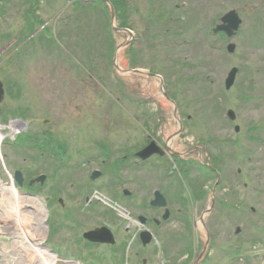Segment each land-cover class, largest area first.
<instances>
[{"label": "rangeland", "instance_id": "374dc122", "mask_svg": "<svg viewBox=\"0 0 264 264\" xmlns=\"http://www.w3.org/2000/svg\"><path fill=\"white\" fill-rule=\"evenodd\" d=\"M27 1L1 3L0 80L5 83L6 95L0 104V112L4 114L0 116V124L17 120L24 123L19 127L26 135L34 133L41 137L50 133L65 145L70 167L65 169L58 164L56 155L48 158L47 149L39 151L29 144L8 152L6 157L7 140H3L0 181L23 194L24 186L19 188L14 178L16 169L23 172L25 180L41 173L50 175L46 185L53 188V193L64 192L63 198L66 192L76 194L66 208L78 211L82 218L76 216L83 226L89 224L87 213L99 216L101 222L103 211H116V219L112 220L115 228H131L124 258L107 259L110 250L102 246L66 250L67 255L78 257L82 264H142V258L148 264L185 261L194 264L206 244L199 264H264V0H125L123 17L119 19L116 14L115 23L125 21L127 25H119L132 31L133 40L121 48L118 63L124 70L132 69L129 59L136 56L126 51L140 48L137 59L145 65L137 68L163 77L165 90L177 102L183 123L182 132L175 138L172 134L178 124L172 104L162 93L159 78L117 72L113 58L111 63L101 60L97 50L93 53L97 73L84 74L75 62L65 59L58 46L38 38L44 31L45 41L57 37L64 17L71 16L72 3L77 0H32V5ZM90 2L96 6L100 0ZM108 9L111 18L109 6ZM231 10L239 14L242 23L229 41L221 30L212 34L211 29ZM30 14L40 20L33 31L35 41L18 51L19 42L27 33L26 20ZM95 30L93 23L91 31ZM112 33L115 50L130 40L128 34ZM163 33L167 34V40ZM151 34L157 38L151 41ZM57 41L63 47L58 37ZM230 43L235 44L233 53L226 49ZM175 65L180 71L178 76L173 73L164 77L159 72ZM234 67L239 71L233 86L227 90L225 79ZM230 110L235 113L234 122L228 117ZM5 116L7 121H3ZM147 139L149 144L154 141L152 145L167 157L181 153L183 161L179 159L180 164H175L191 171V177L185 178L187 184L183 185V203L176 200L177 189L165 172L156 171L152 163L156 161L140 165L141 159L135 153L144 147ZM208 154L218 157L212 166L218 168L221 182L216 187L215 206L204 215L203 221L201 216L212 204L216 176L210 173L200 180L202 184L204 181V193L196 200L192 198L196 192L188 180L194 181V169H204L210 164ZM125 156V167L115 174L112 163ZM78 163L81 166L73 169ZM92 169L101 170L102 174L92 180ZM196 183H200L199 179ZM123 189L131 195L124 196ZM155 189L167 191L171 217L157 226L147 223L156 239L144 248L136 235L140 226L135 220L138 215L161 218L163 210L143 206L144 201L153 198ZM38 198L42 201L37 200L39 206L45 207V222L52 233L59 225L62 209L57 202L49 209L44 191ZM0 204V211L6 210V216L13 217L9 209L12 205H6L4 200ZM127 212L133 219H128ZM202 221L210 234V243ZM47 224H44L45 234L36 241L43 246L52 241L61 255L57 246L60 247L62 234L57 229L50 240ZM237 228H240L238 233ZM11 241L9 235L0 234V245ZM110 249L121 253L120 247Z\"/></svg>", "mask_w": 264, "mask_h": 264}, {"label": "trees", "instance_id": "16d2710c", "mask_svg": "<svg viewBox=\"0 0 264 264\" xmlns=\"http://www.w3.org/2000/svg\"><path fill=\"white\" fill-rule=\"evenodd\" d=\"M92 1V0H91ZM115 10L117 17L120 19L122 18L123 12H125L126 9V2L125 0H111ZM35 2H38L36 0ZM73 9L71 16H65L63 21V26L61 32L58 34L59 40L62 42L63 47L58 43L57 37L53 36L51 41H45V32H43L39 35V39L42 40L44 43H50L51 45H56L60 48L62 53L65 56V59L68 61L75 62V65L77 68L82 70L84 74H88L90 71L94 74L97 73V66L95 67L93 65L94 59H93V53L94 50L99 51L101 54L99 58L104 61H108L111 63L114 50H115V39L113 37L111 25H110V14L107 4L104 0H100V3L98 5H93V2H82L80 0H77L76 2L72 3ZM27 18L28 27H27V33L24 34L22 40L19 42H23L26 40L32 32L35 30V26L40 22L35 16H32ZM162 17V16H161ZM70 19V20H69ZM72 20V21H71ZM71 21V22H70ZM96 25V30L91 31V24ZM154 23V22H153ZM121 26L127 25L125 21H121L119 23ZM151 31V28H150ZM89 32V33H88ZM85 33V36H84ZM88 33V34H86ZM89 41L87 40V37ZM9 37V36H8ZM164 39L167 40V34L163 33ZM154 38H157V36L150 35V40L152 41ZM73 39V40H72ZM86 39V41H85ZM95 42V40H97ZM35 38L29 39L22 47V49H25L27 46L34 43ZM60 42V43H61ZM81 43V44H80ZM99 45V46H98ZM99 47V48H98ZM101 47V48H100ZM99 49V50H98ZM81 52V53H80ZM86 52V53H84ZM88 54L91 55H86ZM141 52V49H135L134 47L129 48L126 53H133V55L136 56L135 58L129 59V65L132 68L142 67L145 64L138 60L139 53ZM179 65V64H178ZM178 65H175L171 68H162L159 72L165 76L172 75L174 73V76H178L179 70L176 69ZM172 69H176L175 72L172 71ZM169 77V76H168ZM19 116L21 114L17 112ZM4 114L0 112V116H3ZM6 120V116L4 117V120ZM7 121V120H6ZM31 141L37 145L39 148V151H42L44 148L47 149L49 152L54 151V147L52 150H49L48 148L52 146V144H55V146L59 149V154H64L63 146L64 144H59L56 142V139H52L50 135H41V137H34L33 135H22L17 138L14 142H6V150H9L11 148H20V147H26L28 146L27 142ZM8 153V152H6ZM213 162H215L218 157H213ZM208 173H211L215 176L214 170H210ZM208 173H206L208 175ZM205 174V177L207 176ZM203 176H196L195 178V184L193 187L196 190V193L199 192L202 188V183H196V179H200Z\"/></svg>", "mask_w": 264, "mask_h": 264}, {"label": "flooded vegetation", "instance_id": "af4514ba", "mask_svg": "<svg viewBox=\"0 0 264 264\" xmlns=\"http://www.w3.org/2000/svg\"><path fill=\"white\" fill-rule=\"evenodd\" d=\"M6 1L7 0H0V8H1V3L6 2ZM149 142H150V140L147 139L143 146L144 147L147 146L149 144ZM101 148H103V147H101ZM167 156L168 155H165V153L163 154L162 150H161L158 152V154L155 153V154L151 155L150 157L146 158L142 162V165L147 164L148 162L150 163L152 161H156V162H152V163H154V167H155L156 171H158L159 169H162V172L164 171L165 175H167L166 177L170 178V183H172L171 185L177 189L174 192V196L178 202L182 203V197H183L182 194L184 191L183 184L184 185H185V183L187 184V182L185 181V178L191 177V175H190L191 171L189 172V169H187L185 166L181 169V165L178 166L177 164H175V162H178L180 164L179 154L174 153V154H171L169 157H167ZM177 156H179V157H177ZM126 158H127V156H125L124 158L121 159L124 162H122L121 160H119V161L115 160L111 166L115 169L117 168V170L119 171L120 168H122L123 166L125 167V159ZM91 161L92 160H90V162ZM116 161L118 163V166H117ZM57 162L61 166L65 167V169H67L66 164L59 162V161H57ZM168 162H172V164L171 163L168 164ZM152 163H150V164H152ZM176 165L178 166V169H176ZM78 167L79 166L76 165L73 167V169H77ZM154 167H153V169H154ZM189 168H190V166H189ZM96 171H98V175L91 178L93 172H95V169H92V171L90 172L91 173L90 179L93 180L102 174L101 170L97 169ZM192 175H194V172L192 173ZM49 176L46 174L45 181L42 184L41 183H34V184L30 185L27 189H28L29 193L34 194V195H37L36 193L44 191L45 196H46L47 207L52 210L54 202H57L59 204L60 208L62 209V211H60V213H59L60 222H59L58 227L56 226V228L53 230V232L49 233V239L50 240L57 233L56 232L57 229L62 234L60 247L56 245L61 250V255H58L60 260H61V264H74L75 262L81 264L82 262L80 259H78V257H73V256L71 257V256L67 255L66 250L74 249L77 251V250H80V248L84 247V246L107 247V248H109L108 251L110 250L107 259H109V258L110 259L112 258V260H115V258L121 259V257L123 255H125V251H126L125 248L127 246L126 237L131 231L130 226L129 227L124 226L123 228H119V229L115 228V226L113 225V221H112L113 219H116V217H115L116 211L115 210H112L110 212L103 211V214H102L103 217L102 218L104 220H101V222H99V220H98L99 216L93 217V215H90L89 213H87L86 218H88L87 220L89 221V224L87 226H83V224H81V222L77 218V216L81 217L78 215V211L74 212V211H70L68 208H66V206H68L67 203L71 204V199H75L76 194H71V192L68 189H65V191L67 190L70 193L66 192L64 198L61 196V194H63L64 192L57 191V192L53 193V188L51 186L46 185V180L49 178ZM188 182H189V184H191L193 182V179L188 180ZM180 187H181V189H180ZM24 188H25V185H24ZM25 190H24V192H25ZM161 191L167 197V194H166L167 191H165V190H161ZM130 193H127L125 191V189H123V195L124 196H129V195H131ZM153 195H154V192H153ZM86 200L89 201V197H86ZM167 200H168V198H167ZM106 203L111 205L109 203V201L108 202L106 201ZM92 205H93V203H92ZM111 206L113 207V205H111ZM150 208H152L154 211H159V210L162 211L163 210V209L158 208V207H150ZM94 209L97 210V208H95V207H94ZM163 212H164V210L162 211V214H163ZM76 214H77V216H76ZM82 214H86V213L82 212ZM127 214H129L131 216L130 212H127L126 215ZM144 217H145V222H144L145 229L148 228L147 223L149 221L154 223L155 225H157V223L154 222V218H148L146 216H144ZM170 217H171V215H170ZM105 218H107V219L105 220ZM137 219H138V217H137ZM161 221L162 220H160L159 224L161 223ZM90 222H92V223H90ZM162 222H166V221H162ZM186 224H187V222H186ZM104 226H106L110 230L111 234L113 235V239H114L113 242H108V243H106V242H103V243L102 242H95V241H91L85 237L84 233L86 231L98 229V228L104 227ZM138 230H139V232L136 233V235L139 236L138 241H140V243L142 244V247L145 248L150 243L144 244L143 242H141L140 232L142 231V228H139ZM104 234H106V232H102V234H100L99 236L100 237L102 236L101 238H103ZM50 243L51 244L48 245V247H50L52 250H55L53 247L54 244H52V241H50ZM68 246H72L74 248H69ZM113 247H120L121 253L120 254L116 253L115 249H113V251H111L110 248H113ZM128 247H129V245H128ZM139 253L140 252H137V255ZM123 258H124V256H123ZM93 259L94 258H92V260ZM188 260H190V259H188ZM147 262L148 261L146 258L141 259L142 264H148ZM189 262L190 261H188V263H187L185 261L181 264H189ZM194 264H195V262H194Z\"/></svg>", "mask_w": 264, "mask_h": 264}, {"label": "bare ground", "instance_id": "6f19581e", "mask_svg": "<svg viewBox=\"0 0 264 264\" xmlns=\"http://www.w3.org/2000/svg\"><path fill=\"white\" fill-rule=\"evenodd\" d=\"M91 1V0H87ZM119 67L123 70L121 65ZM132 69H140V68H132ZM117 72H122L121 70H116ZM14 125V124H13ZM11 126L14 128V126ZM3 126V125H1ZM30 135V134H29ZM2 137V135H0ZM27 144H29L31 147H37V145L31 141H28ZM170 144V142H169ZM18 148H11L7 150V152L14 151ZM8 156V154H7ZM68 160L64 163L67 165V167L70 165L67 163ZM81 166L79 163L73 165L74 166ZM112 168V167H111ZM113 169V168H112ZM97 170V169H96ZM95 170V171H96ZM32 181V180H31ZM34 183H40V182H33ZM0 194L2 197V201L4 200V203L7 205H12L9 209H12L11 215H13V219L15 220L12 224L14 225L15 229L19 231V235L17 237H12L14 239L15 245L17 248L14 247H3V252L5 253L4 259L8 260L11 263V260H13L16 256H20L19 259L24 260V264H56L59 262V257L55 256V252H51V248H47V246H43V243L40 241H36L37 237H43L45 234L44 224L45 222V214L46 210L44 206H39L37 203V200L39 202H42L38 198V194L34 195L28 192V189L26 188L24 194L17 191L15 187L7 184L6 182L0 181ZM2 203V202H1ZM22 203V205H21ZM1 205V204H0ZM90 204H86L88 206ZM22 207V208H21ZM24 210V211H23ZM22 213L24 215H22ZM7 215V211L4 210V212L0 211V218ZM2 219V218H1ZM2 223H7L1 220ZM99 229V228H98ZM47 231L50 233V227L49 224H47ZM97 229L89 230L87 232L95 231ZM84 233V235H85ZM18 238V240H17ZM104 238V237H103ZM96 258V256H95ZM94 258V259H95Z\"/></svg>", "mask_w": 264, "mask_h": 264}, {"label": "water", "instance_id": "95a60500", "mask_svg": "<svg viewBox=\"0 0 264 264\" xmlns=\"http://www.w3.org/2000/svg\"><path fill=\"white\" fill-rule=\"evenodd\" d=\"M107 2V4L109 5V8L111 10V23H112V28L115 32H122L124 34H128L130 36V40H127L125 42H123L122 44L118 45L115 53H114V58H113V66L116 70H121L122 72H126V73H133V74H144L147 76H153V77H157L160 79L161 82V90L163 92L164 97L166 98V100H168L174 108V116L177 120V122L179 123V129L178 132L176 133V135L181 131L182 128V123L180 121L179 118V113H178V109H177V105L175 103L174 100H172L169 95L167 94V92L165 91V84H164V80L160 75L154 74L152 72H150L149 70H142V69H127V70H122L119 67L118 64V56H119V51L121 50V48L125 47V46H129L131 40L133 39V33L130 29L128 28H123V27H119L116 23H115V9L112 5V3L109 0H105ZM242 20L239 17V14L234 11L231 10L229 12H227L226 14H224L221 17V23L218 24L215 28H214V32H218L219 30L224 31L228 37H233L235 35V33L237 32L240 24H241ZM122 48V49H123ZM235 49V44L230 43L228 45V50L230 52H233ZM238 72V68L234 67L232 68V70L229 72V75L226 79V89H230L231 86L233 85L235 78H236V74ZM5 96V88H4V84L3 82L0 80V104L3 102ZM228 115L230 116V118L232 120H235L236 116L235 113L230 110L228 112ZM236 129H238V126L236 127ZM154 141H151V143L146 146L144 149H142L141 151H139L137 153L138 156H140L141 158H147L151 155H153L154 153L159 152V148H157L153 143ZM98 172H94L93 173V177L97 176ZM15 180L18 182L19 186L23 185V175L22 172L20 170H16L15 171ZM45 175H40L39 177H37L36 179L32 180L31 183L33 182H43L45 179ZM127 192V191H126ZM153 205H157V206H165L166 205V200L165 197L163 196V194H161L159 191L155 192V199L151 202ZM215 205V197L214 194L212 196V204L210 206V208L208 210H206L203 215L210 213V211L212 210L213 206ZM169 215L168 210H166L165 213V217H167ZM140 219L142 220V222L144 221L143 217H140ZM239 231V228L237 229V232ZM102 232H106V234H104V238H101L99 235L102 234ZM108 232V233H107ZM85 237L91 241H95V242H113V235L111 234V232L109 231V229H107L106 227H102L100 229H97L95 231H91V232H87L85 233ZM142 239L144 240V242H148L150 240V233L149 232H144L142 234Z\"/></svg>", "mask_w": 264, "mask_h": 264}, {"label": "built area", "instance_id": "2783aa9c", "mask_svg": "<svg viewBox=\"0 0 264 264\" xmlns=\"http://www.w3.org/2000/svg\"><path fill=\"white\" fill-rule=\"evenodd\" d=\"M2 253H0L1 256ZM0 264H5V262L3 261V259L0 257Z\"/></svg>", "mask_w": 264, "mask_h": 264}]
</instances>
